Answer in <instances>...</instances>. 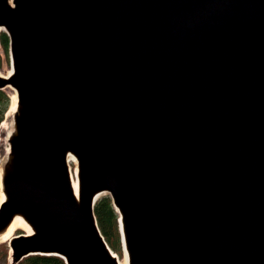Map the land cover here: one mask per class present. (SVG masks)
<instances>
[{
	"label": "water",
	"instance_id": "95a60500",
	"mask_svg": "<svg viewBox=\"0 0 264 264\" xmlns=\"http://www.w3.org/2000/svg\"><path fill=\"white\" fill-rule=\"evenodd\" d=\"M1 32L13 264H119L105 196L128 264H264V0H0Z\"/></svg>",
	"mask_w": 264,
	"mask_h": 264
},
{
	"label": "trees",
	"instance_id": "16d2710c",
	"mask_svg": "<svg viewBox=\"0 0 264 264\" xmlns=\"http://www.w3.org/2000/svg\"><path fill=\"white\" fill-rule=\"evenodd\" d=\"M0 48L2 51L1 55L10 61V38L5 32L0 33ZM1 66L2 61L0 60ZM10 106V95L6 90L0 89V125L3 123ZM94 213L106 242L112 251L121 257L124 251V244L120 229V216L113 205L111 197L105 196L98 200L95 204ZM6 244L0 245V259H2V250H5L6 254L8 253V244ZM19 264H66V262L58 256L33 255L25 258Z\"/></svg>",
	"mask_w": 264,
	"mask_h": 264
},
{
	"label": "bare ground",
	"instance_id": "6f19581e",
	"mask_svg": "<svg viewBox=\"0 0 264 264\" xmlns=\"http://www.w3.org/2000/svg\"><path fill=\"white\" fill-rule=\"evenodd\" d=\"M17 106H18V97H17V93H14L13 96L11 97V106H10V108L6 114V120L2 123L1 128H3V129L7 128L8 121L11 120L12 118H14V115L17 112ZM11 125H13L12 122H11ZM4 163H5L4 160H2L0 162V206L2 205V203L6 199L5 193L3 191V183H2ZM77 163L78 162L73 155L68 156V164L70 166V170H71V174H72V186H73V189H74L76 196L79 195V184H78V178H77V169H75V172L73 173V171L71 169V165L74 164V165H76V168H77ZM18 229L25 230L26 234H28V235H30L32 233L31 228L21 218L16 217L14 219V221L12 222L11 226L8 228V230L0 235V238L3 237V239H2L3 241H8L13 236V234L16 232V230H18ZM123 260L124 261H122V259L118 258L119 264H128V255H127V252L125 249H124V259Z\"/></svg>",
	"mask_w": 264,
	"mask_h": 264
},
{
	"label": "rangeland",
	"instance_id": "374dc122",
	"mask_svg": "<svg viewBox=\"0 0 264 264\" xmlns=\"http://www.w3.org/2000/svg\"><path fill=\"white\" fill-rule=\"evenodd\" d=\"M1 54H2V51H1V48H0V56H1V59L0 60L2 61V66L0 67V76L3 77V78H8L9 75H10V72H11V60L10 61L6 60L5 57L3 55H1ZM4 90H6L8 92V94L10 95V97H12L13 94L15 93L14 90H13V88L10 87V86L7 87V88H5ZM5 120H6V116H5L4 121ZM13 121H14V118H12L11 120L8 121V126H7L6 129L5 128L4 129L1 128L2 124L0 125V162L2 160L6 161V158H7V152H8V137H9L10 133L14 130L13 125H11V122L13 123ZM71 169H72V171L74 173L75 172V169H77L76 168V165L72 164L71 165ZM21 233L26 234L25 230L18 229L13 234V236L18 235V234H21ZM2 239H3V237L0 238V245L7 243L8 245L7 244L6 245L8 247V250H7L8 253L6 254L5 253V250H2V259H0V264H13V260H12V256H11V251L12 250H11V248L9 246V241L10 240L3 241ZM118 257L121 258L122 261H124L123 260L124 259V251H123V255L121 257L120 256H118Z\"/></svg>",
	"mask_w": 264,
	"mask_h": 264
}]
</instances>
